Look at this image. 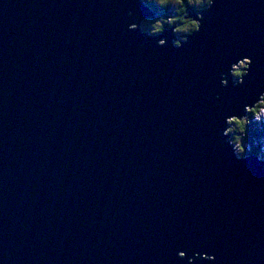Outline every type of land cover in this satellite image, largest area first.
I'll list each match as a JSON object with an SVG mask.
<instances>
[{
  "label": "water",
  "instance_id": "1",
  "mask_svg": "<svg viewBox=\"0 0 264 264\" xmlns=\"http://www.w3.org/2000/svg\"><path fill=\"white\" fill-rule=\"evenodd\" d=\"M191 17L0 0V264H264V157L227 133L264 99V0Z\"/></svg>",
  "mask_w": 264,
  "mask_h": 264
},
{
  "label": "rangeland",
  "instance_id": "2",
  "mask_svg": "<svg viewBox=\"0 0 264 264\" xmlns=\"http://www.w3.org/2000/svg\"><path fill=\"white\" fill-rule=\"evenodd\" d=\"M155 1L161 2V0H155ZM169 1L171 4L170 9L172 11L171 18L174 19L175 13L173 14V12L174 11L177 12L176 7H178V4L180 3L177 2V0H169ZM196 1H200V0H196ZM190 3H195V0H190ZM163 20H164L163 17L157 14L155 19L146 20L145 22L151 21L154 24L155 28H158L163 24ZM171 26H176L175 28L176 33L177 32L179 33L181 30L188 29V25H185V24H182V26H180L179 23H177L176 25H171ZM144 28H148V25H146V23H144ZM146 31L150 32L149 30H146ZM150 33H160V31L158 29H153ZM179 38L182 39L183 37L180 35ZM240 67L243 69L245 67V63H241L238 68ZM259 104H261L262 106L261 108H257V110L255 109L254 113L252 114V124L250 126V130H248L246 134V136L247 135L249 136L248 138L249 140H246L242 136H237L236 135L237 133H235L237 131V128L239 127V123H243L245 120L246 122L248 121L249 113L247 114L246 117H243L244 120H230L229 121L230 128H228L227 133L231 134V140H232V143L234 144L235 151L240 156H245L246 150H249L250 152H253V153L257 152L258 155H260L261 157H264V99ZM231 121H233L234 123L233 122L231 123ZM238 130H241V129L238 128ZM237 132L239 133V131Z\"/></svg>",
  "mask_w": 264,
  "mask_h": 264
},
{
  "label": "trees",
  "instance_id": "3",
  "mask_svg": "<svg viewBox=\"0 0 264 264\" xmlns=\"http://www.w3.org/2000/svg\"><path fill=\"white\" fill-rule=\"evenodd\" d=\"M146 2L148 4H152L154 7V10L156 12V15L158 14L159 16L161 15V17H163V24L158 27L155 28L154 24L150 21V22H144L146 23V25H148V28H144V30H149L150 32L153 29H158L159 31L164 30V28L167 26H171V25H176L177 23H179L180 26H182V24L188 25V29L185 30H181L179 33L177 32V35L180 37V35L184 38L183 35H188L190 33H192L196 27L197 24L194 22V20L191 17L192 13H199L202 10L206 9V7H208V5L210 4L211 0H200V1H196L195 3H190V0H177V2H179L180 4H178V7H176L177 12H173V14L175 13L174 19L171 18V4L169 0H166V2H156L155 0H146ZM175 9V10H176ZM182 38V39H183ZM242 67V66H241ZM238 68L237 70H235L234 75L236 77H239L242 75L243 71L242 68ZM261 104H258L257 107L255 108L257 110V108H261ZM254 110H251L249 112V118L248 121L246 122V120L243 123H239V129L237 128V131H239V133L236 131L235 133H237V136H242L243 138H245L246 140H249V136L247 134L248 130H250V126L252 124V114L254 113ZM233 121H231L232 123ZM250 122V123H249ZM234 123V122H233ZM255 125V123H254ZM236 136V137H237ZM256 152V151H255ZM257 153V152H256ZM259 153V152H258Z\"/></svg>",
  "mask_w": 264,
  "mask_h": 264
},
{
  "label": "snow or ice",
  "instance_id": "4",
  "mask_svg": "<svg viewBox=\"0 0 264 264\" xmlns=\"http://www.w3.org/2000/svg\"><path fill=\"white\" fill-rule=\"evenodd\" d=\"M161 2L163 3V2H166V0H161ZM181 253H183V252H181ZM210 257H212V256H210ZM213 259H214V257H212ZM210 260H212V259H210Z\"/></svg>",
  "mask_w": 264,
  "mask_h": 264
},
{
  "label": "bare ground",
  "instance_id": "5",
  "mask_svg": "<svg viewBox=\"0 0 264 264\" xmlns=\"http://www.w3.org/2000/svg\"><path fill=\"white\" fill-rule=\"evenodd\" d=\"M238 154V153H237ZM239 155V154H238Z\"/></svg>",
  "mask_w": 264,
  "mask_h": 264
}]
</instances>
